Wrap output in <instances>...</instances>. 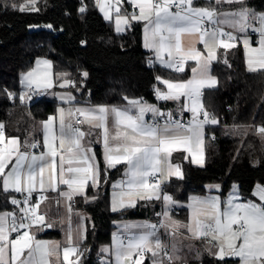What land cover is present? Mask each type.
I'll return each mask as SVG.
<instances>
[{
    "label": "snow or ice",
    "instance_id": "1",
    "mask_svg": "<svg viewBox=\"0 0 264 264\" xmlns=\"http://www.w3.org/2000/svg\"><path fill=\"white\" fill-rule=\"evenodd\" d=\"M95 2L105 20L114 19L117 32L124 31L133 22H142L143 46L153 51L155 59L166 68L183 74L189 62L194 63L188 79L157 76L155 79L164 90L154 86L158 100L179 102L180 114L190 113L191 118L185 123L175 119L172 112L163 113L142 98L124 97L127 103L123 107L57 108L55 115L41 122L42 145L35 141L22 145L18 137H6L4 125L0 124V190L26 193L22 201L11 199L20 216L14 211L0 212V264H50L53 256L58 264H82L79 244L86 238V229L83 224L73 229L71 202L76 196H84L87 201L86 188L99 187L100 162L90 143H85L92 130L99 132L97 143L103 145L105 172L124 166L123 178L112 185L113 212L135 207L138 200H162L164 219L159 226L171 235L187 232L192 238L206 240L207 250L220 261L231 257L238 258L239 264H264V186L257 185L253 193L260 203L239 202L235 186L225 201L219 196L193 195L186 205L187 222L171 218L169 209L176 201L162 190V185L172 176L183 178L181 166L171 163L174 152H186L192 163L203 165L205 125L219 123L202 101L204 90L218 84L211 75V65L217 60L219 49L238 46L237 33H246L254 27V21L257 25L254 31L259 33L260 39L254 47L246 36L243 38L244 57L250 72L264 71V13L256 14L247 7L219 12L216 7L195 6L196 0H127L133 9L129 14L123 8L125 0ZM37 3L38 0H23L11 7L22 13L37 12ZM224 3L243 5L244 0H215L217 6ZM79 11H86V7L82 6ZM225 26L233 31H226ZM197 45H202L203 51ZM52 67L50 60L37 59L35 66L22 74L25 91L20 94L21 103L53 88ZM66 75L60 74V78ZM69 86L75 87L74 82L63 79L60 87ZM57 95L68 105L76 100L71 93ZM147 113L153 115V122L145 120ZM156 117L166 119L160 123ZM85 126L90 131L85 132ZM256 133L264 136V126L256 127ZM41 146L43 151L39 154L22 150ZM61 186H66L67 191L59 194L69 202L63 247L59 241L37 239L32 231L53 227L39 208L47 199L44 193L59 191ZM209 187L219 188V185ZM37 192L40 195L33 203V193ZM121 228L122 232L113 234L111 246L101 249L114 257V264H145L149 254L151 264H164V258L171 262L172 256L157 236V225L128 222ZM74 232L78 239L74 238ZM102 264L110 262L105 260Z\"/></svg>",
    "mask_w": 264,
    "mask_h": 264
},
{
    "label": "trees",
    "instance_id": "2",
    "mask_svg": "<svg viewBox=\"0 0 264 264\" xmlns=\"http://www.w3.org/2000/svg\"><path fill=\"white\" fill-rule=\"evenodd\" d=\"M21 2L0 0V124L4 125L6 136L27 138L35 122L53 113L58 106V101L47 95L20 102L21 74L31 69L38 57L52 62L55 82L60 74H67L65 77L75 84L68 88L76 99L90 104H122L126 102L124 97H128L165 107L172 103L155 97L154 86H158L155 77L181 80L188 76V68L179 74L154 61L143 46L140 22L117 32L113 22L104 19L95 0H38L37 12L22 13L11 7ZM207 3L210 1L196 0V4ZM244 5L264 13V0H244ZM82 6L86 11H79ZM237 45L229 50L220 49L211 65L218 84L204 90L202 101L219 123L205 125L203 165L185 159L181 151L172 155L181 165L183 178L171 177L162 185V190L176 201V207L171 210L175 220L186 222L189 196L204 193L209 183L219 182L220 193L225 194L231 183L236 182L243 197L257 184L264 185V136L256 133V127L264 126V71L250 72L243 45L240 41ZM9 93L14 96L13 103ZM95 153L101 167L99 187L89 185L87 201L84 196L75 201L90 219L86 238L79 244L82 264L99 261L100 247L110 243L116 219L154 220L160 210L158 202L146 201L113 212L109 187L121 175L122 165L105 172L98 146ZM13 195L0 190V211L16 212L11 204ZM37 235L57 237L59 233L47 229ZM234 262L231 257L220 261L204 255L189 260L188 264Z\"/></svg>",
    "mask_w": 264,
    "mask_h": 264
},
{
    "label": "crops",
    "instance_id": "3",
    "mask_svg": "<svg viewBox=\"0 0 264 264\" xmlns=\"http://www.w3.org/2000/svg\"><path fill=\"white\" fill-rule=\"evenodd\" d=\"M207 1H210V3H207V4H195V6H197V7H216L219 12L237 11L241 7H247L248 9L252 10V12H254L256 14H259L260 13L258 11H254L249 6H246L244 4L243 5H240L239 4V5L234 6V7H220V6H217L215 4V0H207ZM123 8L126 9L127 10V13H129V14L133 11L131 5L129 3H127V0H125V3L123 5ZM100 13L104 17V15H103V13L101 11H100ZM111 21L113 22L114 28L116 30V26H115L114 19L111 20ZM140 23H141V26H142V41H143V23L142 22H140ZM253 25L254 26H257L255 21L253 22ZM225 27L228 28L227 26H225ZM126 28H125V30H126ZM254 28H249L246 33H248L251 36V40H252V43H253L252 46L255 47V46L258 45V41L260 39V35H259L258 32L254 31ZM228 29L231 30V31H233L230 28H228ZM237 35L240 37V39L238 41H240L242 43V39H241L242 34L237 33ZM185 43L187 44V38L185 40ZM197 47H199L203 51V46L202 45H197ZM147 50L150 51V53H151L154 61L159 66H161L163 68H166L164 65L160 64L155 59V54H154L153 51H151L149 49H147ZM219 50L217 51V57H218ZM194 66L195 65H194L193 62H189V66L187 67L188 68V76L185 79H188L190 77V75H191L190 67H194ZM166 69H168V68H166ZM52 71H53V68H52ZM211 75H212V73H211ZM64 78H67V77L60 78L59 80L64 79ZM162 78L163 79H167L165 77H162ZM170 80H172V79H170ZM20 81H21V77H20ZM58 81L55 82V78H54V86H53V88L49 89L50 91L48 93L43 94V95H47V96L53 97V98H55L58 101V106L56 107V110L59 107L68 108L69 106H72V107H87V106L101 105V104H90V103H86V102H83V101H79L77 99L75 100V102L72 105H68V104L63 103L58 98V95L57 94L71 93L75 98H76V96H75V94L68 87L61 88L59 86L60 83H58ZM157 85H158V87H161L162 90H164V86L163 85L159 84L158 82H157ZM43 95H41V96H43ZM145 102H147L150 105H155L163 113L172 112L173 117L175 119H185L186 121H188L191 118V114L190 113H184L183 115L180 114V111H179L180 103L179 102L168 101V102H171L172 104L171 105H166L165 107H159V105H158L157 102H148V101H145ZM126 103L127 102H124L122 104H108V105H110V106L111 105H115V106L123 107V106L126 105ZM56 110L53 113L49 114L48 116L55 115L56 114ZM48 116L45 117L44 119H41V120L35 122L33 130L31 131V133L29 134V136L27 138H25V139L22 140L18 136H6V137H18L19 140L21 141V144L22 145H24L25 143L30 144V143H32L34 141L35 142H39L42 145V142H43V130H42V123L41 122L42 121H45L48 118ZM153 119L154 118H153V115L151 113H147L145 115V120L148 121L149 123L153 122ZM155 119L158 122L163 123V120L166 119V117H156ZM83 130L85 132L90 131V129L87 126H85ZM98 138H99V132L98 131H95V130H92V134L90 136L86 137L85 143L86 144H89L90 143V146L94 149V151H95V147L96 146L99 147L100 154H101V159H102V162H103V145H102V143H97ZM204 142H205V139H204ZM22 150H29V151H33V152L39 154L41 151H43V147L41 146V147H38L36 149H24V148H22ZM181 152H183V151H181ZM183 154H184L185 157L188 156V158L191 160V156H189L188 153L183 152ZM203 156H204V153H203ZM171 163L174 164V165L175 164H179L180 165V163L174 161L172 159V157H171ZM103 164H104V162H103ZM181 170H182V168H181ZM123 172H124V166L122 165V173H121V175H119L117 178H115L111 182L110 187H109V203H110L111 210H112V194H113V191H114L112 185L116 181H118V180H120V179L123 178ZM172 177H176V176H172ZM60 191H67L66 186H61L59 191H47V192H45L44 195L47 196V199L43 203H41L40 208H39V210L44 213V215L46 217V222L53 225V227L48 228V229L49 230H53V231L54 230L58 231L59 235L57 237H44V236H38L37 235L39 232L41 233V231L37 230L36 228H33L32 231L36 234L37 239L48 240V241H59L61 243V247H62V246H65V242H66V234H67L68 221H69V212H68V203L69 202L66 201V199L59 194ZM238 191H239V189H238ZM9 192L12 193V194L18 193V192L11 191V190ZM163 192H165V191H163ZM165 193H167V192H165ZM215 194H217V192H215ZM218 194H220V197L222 199H223V196H225V194H221L220 192H218ZM239 194L241 195L240 192H239ZM39 195H40V193H38V192L37 193H33L32 199H33L34 203H35L36 199L39 197ZM251 195H252V191H251V193L247 197H250ZM78 197L79 196L74 197L73 201L71 202V207H72L71 223H72L73 229H76L77 226L80 225V224H83L84 228L86 229V225H87V223L89 222L90 219H89V216L86 213V211H84L81 207H79L77 205V202H75ZM247 197H243L241 195V198L242 199H246ZM152 201L158 202L160 204V210H159V213H158L159 215L156 216V219L152 220V219H149V218H134V219H126L124 221H117L116 220L114 222V228L112 230V233L114 231L115 232H118V231H121L122 232L121 225L124 224V223L133 222V223H149V224H151L149 222V220H152L153 221L152 224L157 225V235L159 233L163 234V236H162L163 243L166 245V248H167V251H168L169 255L170 256L175 255V254H172L173 243H174L173 242L174 236L171 235L169 233V231H167L165 228L160 227L157 224V220H163L164 219V217L162 215V213L164 211L163 201L162 200H159V201L152 200ZM73 202H75V203H73ZM140 202H146V201H144V200H138L136 204H138ZM188 202H189V199H188L187 203ZM175 207H176V204H173L171 206V208L169 209L170 216H171V210L173 208H175ZM0 212H5V211H0ZM81 217H83L84 219L81 220ZM171 218L173 220H175V218H173L172 216H171ZM186 222H187V220H186ZM182 233H184V234H182ZM182 233H179L180 236L178 235V238H179V241L180 242H182L183 244H186L187 243L186 240L183 239V237H185L186 239L192 240V237H190V235L187 232H182ZM164 234H165V240H164ZM166 237H167V241H166ZM74 238L78 239V235H77L76 232H74ZM203 241H204V244H203L204 249H201L199 251V253H198L197 256L196 255H195V257L193 256V259H199V258H201L204 255L214 256L213 254L209 253V251L207 250V248L209 246H208L206 240H203ZM110 244H111V241L107 245H110ZM190 244L193 245V241H191ZM196 244L198 245L197 242H196ZM214 251H215V249H213V252ZM234 259H235V262L233 264H239L238 258H234ZM145 261H148V264H151L150 254H149V257L146 258ZM50 264H58L57 258L55 256H53V257L50 258ZM164 264H179V262L177 260H174V258L172 256L171 262H169L167 260V258H164Z\"/></svg>",
    "mask_w": 264,
    "mask_h": 264
},
{
    "label": "rangeland",
    "instance_id": "4",
    "mask_svg": "<svg viewBox=\"0 0 264 264\" xmlns=\"http://www.w3.org/2000/svg\"><path fill=\"white\" fill-rule=\"evenodd\" d=\"M254 27H255V26H254ZM254 27H253V28H254ZM245 36H246V37L251 41V43H252L251 36H250L248 33H244V34H242L241 39L243 40V38H244ZM242 45H243V44H242ZM252 45H253V43H252ZM37 59H47V58H45V57H38V58L35 59V61H36ZM48 60H49V59H48ZM34 66H35V62H34V64H33L32 68H33ZM29 70H30V69H29ZM29 70H28V71H29ZM28 71H26V72H28ZM26 72H24V73H26ZM22 74H23V73H22ZM22 74H21V76H22ZM64 79H68V80H70L69 78H64ZM58 83H60V84L63 83V79L59 80ZM60 84H59V86H60ZM24 91H25V86H24L23 83L20 81V94L23 93ZM49 91H50V90H49ZM49 91H48V92H49ZM48 92H46V93H48ZM43 94H45V93H43ZM43 94L33 95L32 98H33V97L41 96V95H43ZM27 101H29V100H27ZM197 165H198V164H197ZM215 185H219V188L209 187V186H215ZM257 185H258V184H257ZM257 185H256V186H257ZM259 185H260V184H259ZM220 186H221V185H220L219 182L209 183V184L206 185V189H205V192H204V193H201V194H191L190 197L193 196V195H196V196H219V197H220V194H218V192H220V188H221ZM234 186H235V188H236L237 190L239 189V188H238V184H237L236 182H232L231 185L229 186V188L227 189V191H226V193H225V196H223V199L220 197V198H221V201H225V200L227 199V197L229 196V194L233 192ZM256 186H255V187L253 188V190H252V195H251L250 197H247L246 199H242V198H241V195L239 194V196H240V201H239V202L253 201V202L260 203L258 197H256V196L253 195V193H254V191H255V189H256ZM261 186H264V185H261ZM215 192H217V194H215ZM238 193H239V191H238ZM164 210H165V208H164ZM116 220H117V221H124V220H126V219L122 218V219H116ZM116 220H115V221H116ZM149 222H150L151 224L153 223L152 220H149ZM181 222H185V221H181ZM117 227H118V226H117ZM114 233H117V232L114 231V232L111 234V244H112V237H113V234H114ZM182 234H184V233H182ZM182 234H181V235H182ZM178 235L180 236V234L177 233V234L174 236V239H173V242H174V243H173V246H175V250H174V249L172 250V254H175V255H172V256H173L174 260H177V261L179 262V264H188L187 262H188L190 259H193V256H194V257H195V255L197 256L198 253H199V251H200L201 249H204V247H203L204 241H203L202 239H196V238H194V239L192 238V240H190V239H186L185 237H183V239L186 240V242H187L186 244H183L182 242L179 241ZM157 236H158V237L162 240V242H163V238H162L163 234L159 233ZM164 240H165V234H164ZM166 241H167V237H166ZM191 241H193V245L190 244ZM196 242L198 243V245L196 244ZM111 244H110V245H103V246L100 247L99 261H98L96 264H102V261H105V260L109 261L110 264H114V257H112L110 254H106V253H103V252L101 251V249H102L103 247H105V246H111ZM62 247H63V246H62ZM61 260H62V255H61Z\"/></svg>",
    "mask_w": 264,
    "mask_h": 264
},
{
    "label": "built area",
    "instance_id": "5",
    "mask_svg": "<svg viewBox=\"0 0 264 264\" xmlns=\"http://www.w3.org/2000/svg\"><path fill=\"white\" fill-rule=\"evenodd\" d=\"M225 30L226 31H231V30H229L228 28H226L225 27ZM158 87V86H157ZM203 96H204V94H203ZM155 97H156V95H155ZM10 101L13 103V101H14V96H12V97H10ZM206 109V108H205ZM179 120H181L182 122H187L185 119H179ZM25 195H26V193H16V194H14L13 196H12V198H15V199H18V200H23L24 199V197H25ZM11 198V199H12ZM32 202L34 203V201H33V199H32ZM73 203H75V202H73ZM12 204V203H11ZM12 206L14 207V208H16V215L17 216H20L21 214H20V212H19V210H18V208H17V206L16 205H13L12 204ZM39 212L41 213V214H43L44 215V213L42 212V211H40L39 210ZM160 222H161V220H157V224L158 225H160ZM48 228H44L42 231H45V230H47ZM204 240V239H203Z\"/></svg>",
    "mask_w": 264,
    "mask_h": 264
}]
</instances>
